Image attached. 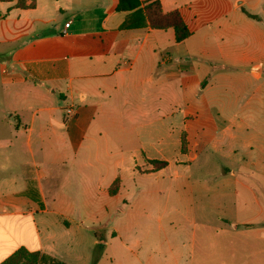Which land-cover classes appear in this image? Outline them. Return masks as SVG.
Listing matches in <instances>:
<instances>
[{"label": "crops", "instance_id": "0c3cea01", "mask_svg": "<svg viewBox=\"0 0 264 264\" xmlns=\"http://www.w3.org/2000/svg\"><path fill=\"white\" fill-rule=\"evenodd\" d=\"M119 1L0 0V156L14 148L20 167L0 161V264L21 248L38 264H207L225 248L264 264V0H160L181 11L182 41L142 14L123 26L149 0ZM209 152L240 213L182 253L165 216L147 233L129 200L189 197L181 167Z\"/></svg>", "mask_w": 264, "mask_h": 264}, {"label": "rangeland", "instance_id": "374dc122", "mask_svg": "<svg viewBox=\"0 0 264 264\" xmlns=\"http://www.w3.org/2000/svg\"><path fill=\"white\" fill-rule=\"evenodd\" d=\"M2 128L1 136H8V129L6 127ZM187 148L188 142L183 136L181 149L186 150ZM4 152L9 153V158L7 159L5 155H2L0 156V161L3 163L10 161L9 169L19 170L17 151L14 148H8ZM209 153V156L200 154L191 164L181 167L182 180L186 182L181 189L184 193L188 191L189 197L168 198L161 196L162 198L151 201H141L140 196L137 195L129 200L133 207L129 208L130 203L127 206L129 208L127 215L135 216L138 220H141L140 224L145 227L144 230L147 233H157L159 231V217L160 215L165 216V220H167L166 224L162 223L160 230L171 232L173 235L176 234L178 236V245L179 249L182 248L180 249L182 253L188 252L191 249V242L185 237L187 234H191L193 230L199 233L207 225L209 226L207 230L212 233L214 229L219 228L220 222L217 217L233 219L240 213L236 203L238 196L235 193L234 181L231 180L229 185L223 182V175L221 173L222 162L226 159L220 158L216 152ZM161 159L166 160L164 158ZM149 163L151 167H154L152 162ZM118 184L119 180L113 186L114 191ZM262 192L264 196V191ZM245 195L249 197L248 192ZM83 203H86L85 207L83 206V210H97L101 214L105 213L104 209L107 210L105 207H108V214H110L112 208L120 204L118 201H92V207L95 206L96 208H91L89 202L84 201ZM222 238L220 240L230 242L232 240V232H227ZM211 250L217 251L218 249L212 247ZM221 252L226 253L222 255L218 251L211 253L207 264H238L240 262L239 257L241 255L234 248H225V251ZM195 257L200 258L201 256L195 254ZM13 263L21 264L19 262L15 263V261Z\"/></svg>", "mask_w": 264, "mask_h": 264}, {"label": "trees", "instance_id": "16d2710c", "mask_svg": "<svg viewBox=\"0 0 264 264\" xmlns=\"http://www.w3.org/2000/svg\"><path fill=\"white\" fill-rule=\"evenodd\" d=\"M140 4V0H120L118 8H126L127 6H130V8H134L139 6ZM141 14L144 16L145 19L147 18L149 20L150 24L153 27L162 29L173 27L175 30L176 41H182L191 34V31L187 23L185 22L181 11L179 9L164 11L161 6L160 0L146 1L144 8L136 9V11H133L126 17L123 26H140L143 22L138 21L136 19L138 15L142 17ZM148 161L152 162L155 168H160L167 164V160L163 159H148ZM111 192H114V190L111 189ZM100 246L102 247V244ZM14 261L15 263L19 262L21 264H38L39 253L30 252L24 248H21L1 264H14Z\"/></svg>", "mask_w": 264, "mask_h": 264}, {"label": "built area", "instance_id": "2783aa9c", "mask_svg": "<svg viewBox=\"0 0 264 264\" xmlns=\"http://www.w3.org/2000/svg\"><path fill=\"white\" fill-rule=\"evenodd\" d=\"M68 24V23H67ZM75 114V109H74V106L72 105H68L66 107V115L67 116H71V115H74Z\"/></svg>", "mask_w": 264, "mask_h": 264}]
</instances>
